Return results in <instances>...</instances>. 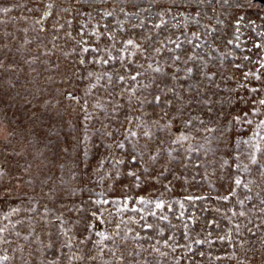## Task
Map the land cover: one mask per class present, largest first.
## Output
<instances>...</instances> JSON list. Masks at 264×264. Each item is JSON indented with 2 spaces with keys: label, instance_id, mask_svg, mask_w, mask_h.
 Instances as JSON below:
<instances>
[{
  "label": "rangeland",
  "instance_id": "rangeland-1",
  "mask_svg": "<svg viewBox=\"0 0 264 264\" xmlns=\"http://www.w3.org/2000/svg\"><path fill=\"white\" fill-rule=\"evenodd\" d=\"M50 3L52 15L45 18ZM5 7L11 11L0 12V60L12 67L0 70V95L14 133L10 143L0 139V167L7 172L0 181V227L8 225L4 235L11 241L0 244V256L11 257L3 264H69L70 254L85 257L71 264H264V179L246 153L236 159L246 146H229L233 135L248 139L264 121V1L0 0ZM129 38L145 52L122 51ZM192 54L199 59L185 64ZM176 55L181 60L173 65ZM136 72L141 75L132 81ZM252 72L261 79L245 75ZM245 113L243 121L233 119ZM180 135L189 139L174 143ZM68 141L75 148L65 152ZM121 142L124 148L117 147ZM237 176L248 188L234 184ZM139 196L165 207L141 205ZM13 208L19 211L3 219ZM89 221L95 227L85 233ZM98 231L114 237L104 241L107 247L94 246ZM85 235L91 239L80 243Z\"/></svg>",
  "mask_w": 264,
  "mask_h": 264
},
{
  "label": "snow or ice",
  "instance_id": "snow-or-ice-1",
  "mask_svg": "<svg viewBox=\"0 0 264 264\" xmlns=\"http://www.w3.org/2000/svg\"><path fill=\"white\" fill-rule=\"evenodd\" d=\"M86 2H87V0H86ZM124 2H127V0H124ZM131 2L136 3V2H138V0H131ZM148 2H149V4H152V3H156L157 0H148ZM177 2H178V0H169V3L170 4H173V5L177 4ZM181 2L184 3V4H186V5H193V4H202L204 2V0H181ZM223 2L224 3H228L229 0H223ZM52 7H53V5L51 3L47 5V8L49 10L48 11H45L43 13V16L45 18L52 15V12H51ZM236 7L237 8H242V7H244V5L243 4H240V3H237L236 4ZM10 11H11V9L10 8H7V7L0 8V12H2V13H8ZM64 11H68V9H64ZM121 11H123V9H121ZM141 11H147V9H142ZM106 15H112V13L109 12V13H106ZM126 15H128V14L126 13ZM131 15L138 16V13H132ZM160 15L162 16L163 13H160ZM239 22H240L239 20L236 21L237 24ZM164 23H165V21L164 20H161L160 23L155 24L154 27L157 28V29H159ZM53 27H55V25H53ZM133 27L143 28L144 27V24L141 23L139 25H133ZM237 31H238V29H237ZM97 35H100V33H97ZM108 35L109 36H112L113 34L112 33H108ZM193 35L195 36L196 33H193ZM259 35H264V33H259ZM144 39H146L147 41H151L152 37L151 36H147V37H144ZM170 42L171 43H175V47L176 48H180L181 47L180 43H177L175 41H170ZM25 43H30V41H25ZM229 43H231V41H229ZM161 44H163V41H161ZM128 46H131V48L133 49V51L131 53L132 55H135L136 54V50L140 51L141 53L145 52V49L141 46V44L138 43L134 39H131V38L127 39L125 41V47L122 49V51L127 52L129 50L128 49ZM4 47H7V46L5 45ZM256 47L259 48V47H261V45L257 44ZM88 51H89V48L88 47H84L82 49V52H85L86 53ZM93 51H99V49H93ZM153 51H154V53H160L162 51V48L157 47ZM169 51H172V50L169 49ZM2 52H3V48H0V53H2ZM65 55H68V53H65ZM113 59H115V58H113ZM120 59L123 60L124 57L122 56V57H120ZM196 59H199V57H197L195 54H192V55H189L188 56L187 60H184V63L187 64L188 61H190V60H196ZM245 59H248V57H245ZM180 60H181V56H179V55L174 56V58H173V65H175L176 62L177 61H180ZM96 62L99 63L101 61L98 60ZM102 62L103 63H108L107 60H103ZM79 63L80 64H84V60L81 59L79 61ZM260 66L262 68H264V62H262ZM11 67H12L11 65L5 67V65L3 63V60H0V70L8 71V70L11 69ZM148 67L149 68H152L154 72H157V73H162L163 72V68L161 66H156L155 68H153V65L152 64H149ZM237 67L240 68V67H243V66L242 65H237ZM176 71L178 72V71H180V69L177 68ZM192 72H193V69L191 67L187 68L185 70V77L187 78ZM94 75L95 74L92 73V72H89L88 73V76H90V77L91 76H94ZM140 75H141L140 72H136L134 75H131L130 78H131L132 81H136L137 80V77L140 76ZM245 75L246 76L247 75H251V76H253L257 80H260L261 79V77L257 73H255V72L246 73ZM126 78L127 77L126 76H123V75H121V76L118 77V79L121 80V81L125 80ZM96 79H97V82H98L99 79H100V77L97 76ZM172 79L175 80V79H177V77L175 75H173L172 76ZM90 87L94 88V87H96V84H92ZM142 87L147 88L148 85H142ZM193 87H195V86H190L189 91H191ZM132 91L135 92V89H132ZM167 91L168 92H174L175 89L170 87V88L167 89ZM252 91L253 92H256L257 89L256 88H253ZM165 95H166V93H165ZM70 98H72V99H78L77 97H74V96H72ZM130 99H131V97H130ZM154 100L157 101V102H159L161 100V97L160 96H155L154 97ZM0 103H3V97H2V95H0ZM167 103L168 104H171V101H167ZM205 103H207V101H205ZM259 103L260 104H264V99L260 100ZM97 107H100V105H97ZM209 111L211 112V109H209ZM246 116H247V113H245L243 116H239V115L238 116H235V117H233V119L235 121H237V122H241V121H243L245 119ZM87 118L88 117H86V119ZM185 123L186 124H191V120H189V121H187ZM200 123L203 124L204 121L201 120ZM247 123L248 124H251L252 121L251 120H248ZM261 129H264V121H260L259 124H257L256 131H254L253 134H252V136L250 138H248V139H244L243 136L240 135V134L233 135V137H232V144L229 145V146L235 147L236 149H241V146L242 145L243 146H246V148H244L243 151H241V152H239L237 154L236 159L239 160L240 155H244L246 153L247 154V158L249 160V163L251 165H255L256 166V172L258 173V175L262 179H264V158H262V157H264V143H262V142H264V135H261V131H260ZM4 131H5V129L3 127V120H0V139H3L4 141H8L10 143L9 136L13 135V133L8 132L7 134H4ZM205 131H207V132H214V131H216V129H205ZM143 134H144V136H147V137H151L152 136V133L150 131H145ZM106 135L111 136L112 133L111 132H108V133H106ZM131 135H135V133H131ZM188 139H189L188 136H186V135H180L173 142L175 143V142H178V141H183V140H188ZM67 145L68 146L64 148V151L65 152H68L69 149H74L75 148V145L71 141H68L67 142ZM107 147L111 148L112 145H107ZM117 147L124 148V144L121 142V143H119L117 145ZM85 155H87V152H85ZM151 159L155 161L156 157L153 156V157H151ZM131 161H134V162L137 161V157L136 156H132L131 157ZM100 163H101V166H103V161H101ZM118 163H121L122 164V163H124V161L121 160ZM226 163H228L227 160H225L223 162V164H221V167H223V165L226 164ZM235 167L237 169L243 167V171H245V172H250L252 170V169L249 168V165L248 164H243V166H242L241 163H236L235 164ZM25 171H27V169H25ZM145 171H147V169H145ZM6 175H7L6 170L4 168L0 167V181H2ZM119 175L120 174L117 173V177H119ZM126 175L132 177L136 181H139L140 180V177L137 176V173L135 171H129V172L126 173ZM234 184L236 186L243 185V187L248 188V184L247 183H244L243 180H242V178L239 177V176L235 177ZM134 186L139 187L140 185L139 184H135ZM202 198L203 197H195V198L194 197H188L189 200H192V199H202ZM223 199L227 200V199H229V197L228 196H225V197H223ZM248 199H251V197H248ZM138 200H139V203L141 205H144V204H153L154 203V206L157 209H163L165 207V201L160 200V199H158L156 201H152V200L147 199L145 196H139L138 197ZM106 203H108L107 200H96L95 201V204L96 205L106 204ZM239 203L240 204H243L244 201H239ZM262 203H264V201H262ZM168 206L170 207V205H168ZM125 208L127 209V205H125ZM131 210L134 211V212L135 211H141L142 212L143 211V208H135L134 207ZM18 211H19L18 208L11 209V211H9L7 214L4 215L3 219L8 220L9 217L13 213H16ZM32 211H35V209H32ZM261 211H264V209H261ZM150 214L151 215H155L156 213L155 212H152ZM90 215L94 219H97V220H100L101 219V216H99L97 214V211H90ZM239 215L243 216V215H245V213L244 212H240ZM181 216H183V213H181ZM57 219H60V217H57ZM141 219H143V217H141ZM160 219H165L166 220V219H168V217L167 216H161ZM17 223H19V221H17ZM77 223H79V221H77ZM136 223H139V221H136ZM12 227L14 228L15 225H13ZM84 227H85V233H87V229L94 228L95 225L92 223V221H89ZM144 227L152 228L153 225L152 224H146V225H144ZM117 228H119V224L117 225ZM237 228H239L238 225H237ZM60 230L64 233L65 236H67L68 229L64 228L63 224L60 225ZM8 231H9L8 225H4L3 227H0V244H10L11 243V241L8 240L6 238V236L4 235ZM19 235H20V233L19 232H16V236H19ZM49 235H51V233H49ZM95 235L99 236L100 239L97 240V241H95L94 246L104 245V247H107V245L104 244V241H106V240H113L114 239V237L112 235H108L107 233H105L103 231H98V232L95 233ZM114 235L118 236V235H120V233L119 232H116ZM227 238L228 237H220V239H227ZM24 239L27 240L28 237H24ZM90 239H91V237L89 235H85L84 239L81 240L80 243H86ZM165 243H167V241H165ZM196 243L202 244V243H205V241H196ZM67 246H69V247L71 246V238L70 237H69V242H68V245ZM47 247H52V245L51 244H48ZM18 250L19 251H23V248L21 247ZM100 251L102 252L103 251V248H101ZM157 251H158V249H157ZM113 254L115 255V253H113ZM201 255H203V253H201ZM88 258L89 259H92V260H95L96 259L95 256H91V257H88ZM120 258L122 259L123 257H120ZM9 259H11V257H9L8 255L0 256V264H3L4 261H7ZM68 259H69V264H71V262L73 260L83 261V260H85V257L84 256H80V255L70 254L68 256ZM48 264H58V262L56 260H53V261L48 262Z\"/></svg>",
  "mask_w": 264,
  "mask_h": 264
},
{
  "label": "water",
  "instance_id": "water-1",
  "mask_svg": "<svg viewBox=\"0 0 264 264\" xmlns=\"http://www.w3.org/2000/svg\"><path fill=\"white\" fill-rule=\"evenodd\" d=\"M0 120H3V127L5 129L4 134H7L8 132L14 133V129L11 127V124L9 122L7 114L4 111L2 103H0ZM11 137L12 135L9 136V139Z\"/></svg>",
  "mask_w": 264,
  "mask_h": 264
},
{
  "label": "trees",
  "instance_id": "trees-1",
  "mask_svg": "<svg viewBox=\"0 0 264 264\" xmlns=\"http://www.w3.org/2000/svg\"><path fill=\"white\" fill-rule=\"evenodd\" d=\"M262 1H264V0H262Z\"/></svg>",
  "mask_w": 264,
  "mask_h": 264
}]
</instances>
